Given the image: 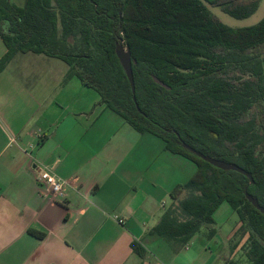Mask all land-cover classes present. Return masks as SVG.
I'll use <instances>...</instances> for the list:
<instances>
[{
  "label": "trees",
  "instance_id": "1",
  "mask_svg": "<svg viewBox=\"0 0 264 264\" xmlns=\"http://www.w3.org/2000/svg\"><path fill=\"white\" fill-rule=\"evenodd\" d=\"M260 0H0V71L17 53L57 59L99 96L98 106L138 134L164 144L195 171L171 193L172 204L151 235L184 247L197 234L216 236L213 215L227 203L247 236L248 264H264V17L232 28L211 12L217 8L246 20ZM131 53L135 101L115 54ZM157 78L169 90L157 85ZM139 110V111H138ZM236 165L250 180L222 171L184 149ZM186 197L179 199L182 193ZM238 244V243H237ZM234 245L233 250L237 248ZM143 255V249L131 244ZM227 264H235L228 261Z\"/></svg>",
  "mask_w": 264,
  "mask_h": 264
},
{
  "label": "crops",
  "instance_id": "2",
  "mask_svg": "<svg viewBox=\"0 0 264 264\" xmlns=\"http://www.w3.org/2000/svg\"><path fill=\"white\" fill-rule=\"evenodd\" d=\"M19 54L44 56L17 53L0 71V264H227L240 225L230 207L211 240L203 231L180 247L150 234L194 173L190 162L66 81L63 62L32 57L18 68ZM44 167L67 181L63 205L37 186Z\"/></svg>",
  "mask_w": 264,
  "mask_h": 264
},
{
  "label": "rangeland",
  "instance_id": "3",
  "mask_svg": "<svg viewBox=\"0 0 264 264\" xmlns=\"http://www.w3.org/2000/svg\"><path fill=\"white\" fill-rule=\"evenodd\" d=\"M12 2L19 7L23 6V4H24V0H12ZM211 12L213 14H215L216 16H218L222 20V22L229 27L245 28V27L253 26V25L257 24L260 20H262V18L264 17V0H260V4H259V8H258L257 12L253 16H251L250 18H248L246 20H235V19L223 14L217 8H211ZM32 57H37V59H43V58L45 59V56H37V55L35 56L33 54H27V55L26 54H19L18 59L16 60V62H14V67L16 66L18 68H20V67L28 68L27 67L28 65H24V64H21L19 62L21 59H25V58L33 59ZM34 68H36V67H33L32 69H34ZM263 68H264V63H263ZM40 77L41 76L38 75V73H37V76L33 80L36 82L38 80V78H40ZM125 126L128 127V125L126 123H125ZM176 159L177 160L179 159L183 163V160H181L180 157L176 156ZM187 165H188V167H190V168L192 167L193 169H195V167L192 164L188 163ZM185 197H186V193L184 192L181 194L179 199H183ZM224 207H226V208H221L216 215V222L215 223H216V226L219 228L221 226L222 227L224 226V222L227 219L226 212L229 211V208H227V207H230V206H224ZM219 239L222 241L221 237H218V240ZM235 244H237V248L232 251ZM247 250H248L247 236H245L244 238H240V235L235 234L233 236L231 243H229L230 253L227 254L229 257V259H227V260L232 261V262L237 263V264H248V260L246 258V251ZM233 253H235V254L233 255Z\"/></svg>",
  "mask_w": 264,
  "mask_h": 264
},
{
  "label": "water",
  "instance_id": "4",
  "mask_svg": "<svg viewBox=\"0 0 264 264\" xmlns=\"http://www.w3.org/2000/svg\"><path fill=\"white\" fill-rule=\"evenodd\" d=\"M115 54L116 57L123 69V71L126 74V77L128 79V82L130 84V88H131V92H132V96H133V100L135 101V86H134V80H133V74H132V67H131V53L129 48H125L122 45V42H118L116 43L115 46ZM153 81L169 90V87H167L165 84H163L161 81H159L157 78H153ZM139 111V110H138ZM183 148L188 150L189 152L195 154L196 157L202 159L203 161H205L206 163L210 164L211 166L220 169L222 171H233L236 173H239L245 177H247L250 180V184H253V180L251 178V176L244 171L243 169H241L240 167L233 165V164H229L220 160H216V159H212L209 157L204 156L201 153L196 152L195 150H193L192 148H190L189 146H187L186 144H182ZM245 198L247 199V201L257 210L259 211L263 216H264V209L262 207L259 206V204L257 203V201L255 199H253L248 193L247 191H245Z\"/></svg>",
  "mask_w": 264,
  "mask_h": 264
},
{
  "label": "built area",
  "instance_id": "5",
  "mask_svg": "<svg viewBox=\"0 0 264 264\" xmlns=\"http://www.w3.org/2000/svg\"><path fill=\"white\" fill-rule=\"evenodd\" d=\"M36 183L39 189L50 195L55 203L64 204L66 199L65 190L68 186L67 181L60 179L50 169L44 167L38 171Z\"/></svg>",
  "mask_w": 264,
  "mask_h": 264
}]
</instances>
